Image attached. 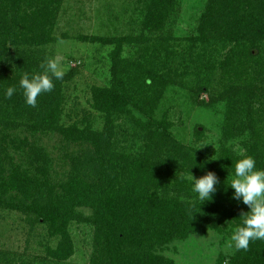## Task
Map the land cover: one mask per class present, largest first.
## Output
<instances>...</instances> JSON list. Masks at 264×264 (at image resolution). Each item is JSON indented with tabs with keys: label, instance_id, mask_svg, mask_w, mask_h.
<instances>
[{
	"label": "trees",
	"instance_id": "obj_1",
	"mask_svg": "<svg viewBox=\"0 0 264 264\" xmlns=\"http://www.w3.org/2000/svg\"><path fill=\"white\" fill-rule=\"evenodd\" d=\"M132 1L143 15L144 32L162 33L178 0ZM62 3L0 0V207L46 224L48 235L59 238L55 248H46V256L58 262L75 254L72 221L93 228L89 264H174L165 255L174 242L208 229L232 236L243 224L241 214L250 211L230 187L235 163L252 156L256 168L264 170V0H207L196 33L177 46L150 45L141 34L79 36L114 45L112 73L108 85L91 88L96 118L68 125L62 120V86L75 69L55 80L36 107L27 105L19 84L24 73L42 71L40 48L54 41ZM123 42L136 45L133 59L122 58ZM9 87L16 89L10 99L5 95ZM170 87H183L194 98L207 93L209 101L200 102L206 107L224 105L213 156L176 139L167 113L156 117ZM100 118L99 131L94 124ZM55 133L79 151L49 153L41 139ZM203 134L195 130L197 139ZM124 142L130 145L119 149ZM208 172L219 183L204 202L190 177ZM226 261L264 264V240L251 241L247 251L234 247L216 264Z\"/></svg>",
	"mask_w": 264,
	"mask_h": 264
},
{
	"label": "rangeland",
	"instance_id": "obj_2",
	"mask_svg": "<svg viewBox=\"0 0 264 264\" xmlns=\"http://www.w3.org/2000/svg\"><path fill=\"white\" fill-rule=\"evenodd\" d=\"M206 3L207 0H178L172 21L166 24L164 31L151 33L144 32L141 25L143 15L132 0H63L53 32L54 41L40 48L39 58L44 62L46 58L59 57L62 66L68 68L66 73L76 70L73 79H66L62 86L66 97L63 122L68 125L85 117L94 120L97 114L90 108L91 88L108 85L111 79L114 45L81 41L79 36L120 39L141 34L150 45L168 46L174 43L177 46L180 39L196 33ZM123 46L122 58L133 59L136 45L123 42ZM202 100L208 102L209 95L202 93L194 98L183 87H170L164 94L156 117L161 118L167 113L173 122L176 139L196 144L203 154L213 156L222 135L224 105L206 107L200 104ZM94 125L100 131L104 120L100 118ZM196 129L204 133L200 139L195 136ZM41 144L49 153L58 156L69 154L71 149L79 151L78 146L66 147L57 133L43 137ZM129 145L124 142L118 148ZM236 150H239L238 146ZM84 215L87 217L90 212L86 210ZM31 216L0 207L1 264H89L93 250V228L89 223L71 222L69 232L75 254L68 261L58 262L46 256V248H55L59 238L48 235L46 224L29 222ZM232 243L231 236L208 229L192 234L187 240L172 243L165 255L172 258L174 264H216L220 255L234 252V246H229Z\"/></svg>",
	"mask_w": 264,
	"mask_h": 264
},
{
	"label": "clouds",
	"instance_id": "obj_3",
	"mask_svg": "<svg viewBox=\"0 0 264 264\" xmlns=\"http://www.w3.org/2000/svg\"><path fill=\"white\" fill-rule=\"evenodd\" d=\"M40 68L41 72L31 76L24 73L19 81L26 103L31 107H36L38 97L43 93L51 92L55 87L54 81L63 80L68 70L67 67L62 66L59 57L46 58L40 64ZM15 91V87L7 88L6 98L10 99ZM190 178L194 181L193 191L198 194V199L204 202L211 200L219 183L216 174L208 172L199 179L192 174ZM230 187L235 190L234 199L242 198L250 211L241 214L243 224L235 229L231 236L233 243L229 246H234L236 250L247 251L251 241L264 240V170L256 168V161L252 156L239 159L235 163V175L231 179Z\"/></svg>",
	"mask_w": 264,
	"mask_h": 264
},
{
	"label": "water",
	"instance_id": "obj_4",
	"mask_svg": "<svg viewBox=\"0 0 264 264\" xmlns=\"http://www.w3.org/2000/svg\"><path fill=\"white\" fill-rule=\"evenodd\" d=\"M200 130H201V128H200Z\"/></svg>",
	"mask_w": 264,
	"mask_h": 264
}]
</instances>
